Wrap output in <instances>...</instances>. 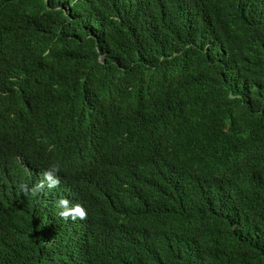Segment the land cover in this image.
Instances as JSON below:
<instances>
[{"label": "trees", "instance_id": "1", "mask_svg": "<svg viewBox=\"0 0 264 264\" xmlns=\"http://www.w3.org/2000/svg\"><path fill=\"white\" fill-rule=\"evenodd\" d=\"M89 155L109 222L75 240L19 186ZM0 264H264V0H0Z\"/></svg>", "mask_w": 264, "mask_h": 264}, {"label": "clouds", "instance_id": "2", "mask_svg": "<svg viewBox=\"0 0 264 264\" xmlns=\"http://www.w3.org/2000/svg\"><path fill=\"white\" fill-rule=\"evenodd\" d=\"M93 89L94 93L89 104L79 111L73 121L82 119L89 124L92 128L89 136L90 143L96 146L102 144L106 137L108 141L116 137L113 135L111 137V133L107 134L103 125L109 115L107 110L109 105L100 96L97 84L93 85ZM130 95H137L136 101L140 105L148 100L142 95L139 96L133 87H125L121 93L116 94L114 92V96L111 97L115 104L113 107L120 109V105H126L125 98ZM77 165L79 166L75 168V174L68 177L69 179L59 177L58 174L61 169L58 164H54L48 169L37 165L29 167L30 175L36 177L31 181L32 188L29 189L26 184L19 186L24 194L27 195L29 192L32 194V198L36 200L42 212H47L52 208L53 216L61 219L70 236L75 240L89 236L94 238L102 234L101 232L104 231L109 222V216L108 213H105L101 195H108L113 189L110 183L112 182L111 178L105 175L98 176L97 172H94L95 162L91 155H89V159H80L76 163ZM112 172H115L119 177L120 166H113ZM130 211L129 209L126 213L128 214ZM74 239L70 238L62 246L68 248L79 245Z\"/></svg>", "mask_w": 264, "mask_h": 264}]
</instances>
